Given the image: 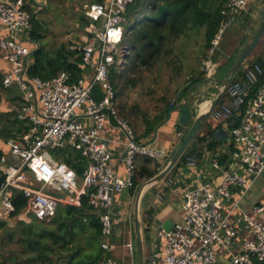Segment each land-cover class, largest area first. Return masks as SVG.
Here are the masks:
<instances>
[{
    "label": "built area",
    "instance_id": "2783aa9c",
    "mask_svg": "<svg viewBox=\"0 0 264 264\" xmlns=\"http://www.w3.org/2000/svg\"><path fill=\"white\" fill-rule=\"evenodd\" d=\"M252 1L228 0L225 4L218 30L202 61L204 77H215L219 65L214 56L222 34L226 27L240 24ZM132 2L102 0L84 5L85 35L82 44L74 47L80 51L78 65L83 74L73 80L69 71L46 79L30 75L33 53L39 47L30 36L32 12L41 7L31 0H0V59L9 64L2 85L19 91L17 117L27 127L7 140L9 154L18 159L0 157V175H4L0 182V224H11L28 214L38 221H50L59 204L78 206L80 197L86 195L101 225L103 264H116L111 252L113 196L134 187L135 157L148 156L164 166L170 155V147L165 144L137 140L116 109L109 70L114 64L126 63L129 51L122 41L123 26ZM235 76L209 112L211 119L226 126L224 134L232 145L227 165L213 160L212 167L220 171V179L200 182L185 191L181 220L170 229L159 228L157 235L163 239V247L153 251L144 264H156L161 257L164 264H218L223 253H227L228 264H253L254 260L264 259V203L251 208L253 213L263 215L258 219L242 213L231 222L223 209L235 189L243 195L264 171V68L254 61L243 68L239 78ZM96 86L102 91L98 100L93 94ZM111 122L126 140L124 176L112 170L111 153L100 134ZM48 148L78 151L85 160L82 177L65 162L56 160ZM185 159L187 166L197 167L196 156L187 155ZM162 181L172 186L175 177L167 174ZM15 192L22 195L25 205L13 215ZM240 224L251 236L235 251V240L243 229ZM124 247L128 255H134L133 241L125 242Z\"/></svg>",
    "mask_w": 264,
    "mask_h": 264
},
{
    "label": "trees",
    "instance_id": "16d2710c",
    "mask_svg": "<svg viewBox=\"0 0 264 264\" xmlns=\"http://www.w3.org/2000/svg\"><path fill=\"white\" fill-rule=\"evenodd\" d=\"M100 1L102 0L93 2ZM227 1L133 0L128 6L122 41L129 52L125 57L126 63L121 66L114 64L110 67L109 78L112 86L115 87L117 113L120 118L129 123L137 140L139 137H147L153 133L154 128L165 119L169 109L187 95L188 87L193 82L204 78L205 73L202 68L199 69V65H202V61L211 47V41L223 17L221 11ZM31 21L30 36L39 43V47L33 53V63L29 69L30 75L46 79L55 76L60 71H69L73 80L80 78L83 74L82 67L78 65L80 51L70 49L69 46L62 44L53 52H49L39 41L42 26L34 14H32ZM190 41H193L195 49L191 55V62L185 64V60L188 59L186 46ZM262 42L261 48L264 47V34L253 53H255V62L264 68V50L256 54L257 47ZM243 68L241 67L236 73L235 78L241 76ZM145 71L149 74L154 73L152 82L162 80L163 76L167 78L163 93L156 94L153 99L156 105L151 112L142 109L137 102L129 104L122 100L126 89L140 86L141 81L145 78ZM186 71L187 79L178 84V91H171L169 85L178 80ZM150 90L155 93L152 87ZM93 94L97 100L100 99L97 87L94 88ZM9 114L13 115V113ZM12 118L8 120L9 125L5 124L1 130L6 138L14 137L27 128L15 115ZM138 129H141L139 134ZM205 137L198 133L195 139L203 142ZM216 144V141H212L208 147L213 148ZM53 151L56 160L65 162L76 171L79 178L82 177L85 160L78 151L73 149ZM185 158L186 156L180 160ZM176 165L168 175L173 174ZM161 169L162 165L154 162L148 156L137 155L134 159V187L132 189H139L140 184L142 185L144 181L156 175ZM13 202L16 208L13 215H16L24 207L25 199L21 194L15 192ZM80 208H83L84 212L71 226H68L66 220L78 214ZM89 209L91 207L87 202V197L82 195L79 207L58 205L56 215L46 223H54L56 226L52 228L37 230L31 224H26L23 219L17 218L16 227L7 234L8 238H12L15 233L19 235V242L25 246L28 264H54L53 255L56 253L65 255L64 257L69 262L73 261L74 264H103L104 251L101 248L98 254L93 251L94 242L102 237L98 215L90 214L91 219L86 221L87 228L79 235L74 230L75 222H83ZM32 219L37 221L34 216ZM39 222L45 223V221ZM2 239L0 238V243ZM11 264L21 263L16 261ZM253 264H264V259L254 260Z\"/></svg>",
    "mask_w": 264,
    "mask_h": 264
},
{
    "label": "crops",
    "instance_id": "0c3cea01",
    "mask_svg": "<svg viewBox=\"0 0 264 264\" xmlns=\"http://www.w3.org/2000/svg\"><path fill=\"white\" fill-rule=\"evenodd\" d=\"M48 1L49 0H31L34 5H39L41 8H45V5H47ZM67 3L69 6L74 5L75 8L78 6L75 0H69ZM263 12L264 0L252 1L248 7V10L242 16L240 24L235 26L234 29L236 38L235 47L237 49L238 47L241 48L242 45L248 40L253 31L254 23H256ZM262 50H264V47L257 49L256 54ZM217 51L214 56L216 61L218 56L217 53H219V55L222 54L221 52ZM230 54L227 56L230 57ZM8 69L9 64L0 59V157L5 156L7 161H12L15 160V158L9 154L7 146V140L11 136L8 138L4 137L3 135L5 134H3L1 130L5 124L9 125L8 120L14 117V115L18 119L17 113L21 104V97L20 94L15 91L16 89L4 88L1 83L2 77ZM216 76H219L217 75V72L215 77ZM208 88H210V86ZM9 113H13V115L10 116ZM175 120L176 116L174 114V116L168 122H166L157 130L156 135L155 127L153 133L147 137H139L138 140L142 143H149L151 141L154 144H165L169 146L170 155L167 158L169 159L187 132V129H185L181 134L176 133L174 126ZM225 128V124L215 121L208 116L198 132L203 137L206 136L205 140L200 142L194 138L192 141L193 144L191 142L192 148L190 149V152L192 153H189V155L196 156L198 163L197 167L193 168L187 166L185 164L186 159H182L178 162L172 174L175 177L174 185L167 187L165 186L164 181L160 180L157 183L147 187L142 192L139 202V213L140 225L143 235L144 261L151 256L153 251L161 250L163 247L164 241L157 235L159 228L170 229L176 222L181 220L183 214L182 202L185 191L200 182L208 180L214 182L220 179V171L212 167V161L217 160L222 166H225L227 165V161L230 158L229 153L232 145L228 136L224 134ZM137 131L139 134L141 129H138ZM100 134L111 153L109 163L112 170L117 175L124 176L125 169L123 159L125 155L126 140L123 133L118 127L115 126L114 123L111 122L105 124ZM212 141H216L217 144L213 148L208 147ZM137 192L135 195H133L132 189H130L124 190L113 196L112 215L114 231L111 237V252L116 264H134V255L130 256L127 254L124 244L127 241H133L135 243V239L133 240L132 236L133 234L135 235L134 205ZM263 203L264 171L254 179L248 190L243 195L239 194V191L235 189L231 199L224 203L223 209L224 212L227 213L228 219L231 222H235L242 213H247L251 218L258 219L261 217L263 218V215L253 213L251 208L256 204ZM79 206L80 203L77 207ZM81 214L82 213H80V215ZM86 214L98 215L97 211L93 209H89ZM26 218L27 216L22 219L25 220ZM16 223V220H14L11 224L1 223L0 238H4L5 235L12 232V230H14L16 227ZM240 225L243 229H241L238 237L235 240V251L240 249L241 243L245 238L251 236L250 232L244 228V225ZM220 256H222L224 259L228 258L227 253H223ZM156 264H164L162 257Z\"/></svg>",
    "mask_w": 264,
    "mask_h": 264
},
{
    "label": "rangeland",
    "instance_id": "374dc122",
    "mask_svg": "<svg viewBox=\"0 0 264 264\" xmlns=\"http://www.w3.org/2000/svg\"><path fill=\"white\" fill-rule=\"evenodd\" d=\"M69 0H49L47 5H45V8L42 7L38 10V12L33 13L39 21L40 25L42 26L41 29V37L39 39L41 45H43L44 48H46L49 52H53L56 50L60 45L69 46L70 49H74L75 46H80L82 44L83 36L85 35V32L83 31V26L86 23V19L83 7L84 5H87L94 0H75L77 2V7L75 8L74 5L69 6L68 2ZM262 15V14H261ZM260 17L254 23L253 30L258 25L260 21ZM235 26L233 27H226L224 30V33L222 34V38L219 41L218 51L222 54L217 56V63L220 65L217 70V75L223 77L228 70V68L231 65V62H233L235 55L237 54L238 49L235 47L236 44V38H235ZM179 44V43H178ZM263 46V42L258 46L257 49L261 48ZM197 47V46H196ZM236 48V49H235ZM195 49L193 41L189 42L186 46V55L188 56V59L185 60V64L191 62V55H193V50ZM226 53V54H225ZM231 53V54H230ZM230 54V57L227 56ZM255 61V53L251 54L249 58L246 59L242 67H245L252 62ZM202 68V65H199V69ZM145 78L141 81L140 86H137L136 88L126 89L124 94L122 95V100L127 101L129 104L133 102H137L140 107L144 110L152 111L155 107V102L153 99L156 97V94H162L164 89L163 87L167 84V78L166 76H163L162 80H159L157 82H152V79L154 77L153 74H149L147 71L144 72ZM187 71L182 74L178 80L174 81L172 84L169 85V89L171 91H178V84L184 82L185 79H187ZM98 88V95L100 98L102 97V91ZM154 89L155 93L151 92ZM115 88V87H113ZM212 88V89H210ZM210 91H214L215 86H210ZM12 89H16L17 93L19 91L16 87H12ZM115 90V89H114ZM174 93V92H173ZM172 93V95H173ZM48 150L51 152L52 156H55L54 151L48 148ZM145 182V181H144ZM138 187V186H137ZM138 188L132 189V194L135 195ZM62 206H66V204L61 203ZM33 215L28 214L27 218L24 220L26 224H31L34 228L37 230H40L42 228H52L54 223L46 224L43 222H39L38 220L32 219ZM72 219V218H71ZM71 219L66 220L71 221ZM91 219L90 214H86L83 218V222H75L74 230L79 235V233L84 231L87 227L86 221H89ZM75 221V220H74ZM73 221V222H74ZM72 222V223H73ZM68 224V222H67ZM69 226V225H68ZM16 231V230H15ZM133 240L135 239V235L132 236ZM19 235L17 233L14 234L12 238H8V235L5 236L0 243V264H11L14 262H20L21 264H28L26 262L27 255L25 246L19 242ZM103 237H101L99 240H96L93 245V251L95 254H98L100 252V243L102 241ZM136 243V242H135ZM65 255L56 253L53 255L54 264H74L73 261L69 262ZM134 264H137V255H136V249L135 254L133 258Z\"/></svg>",
    "mask_w": 264,
    "mask_h": 264
},
{
    "label": "water",
    "instance_id": "95a60500",
    "mask_svg": "<svg viewBox=\"0 0 264 264\" xmlns=\"http://www.w3.org/2000/svg\"><path fill=\"white\" fill-rule=\"evenodd\" d=\"M264 34V12L261 15L260 21L255 29L252 31L248 40L242 45L237 51L234 61L226 71L223 77H204L193 82L187 89V95L182 97L179 102L174 104L168 111L167 116L161 121L155 128V135L157 130L168 122L175 114V132L178 134L185 133L181 143L172 153L166 164L162 169L153 177L146 180L139 188L135 205H134V224H135V242L138 264H144V251H143V235L140 225V213H139V202L142 192L149 186L162 180L176 165V163L190 153L192 148L191 142L196 137L201 126L209 116L210 110L216 105L219 99L223 95V91L230 80L236 75L241 69L247 58L250 57L253 50L257 46L258 42ZM214 85L215 91H210L209 86ZM206 88V89H205ZM213 97L210 107L205 111L199 110L200 103L205 99ZM151 142V141H150ZM15 159H18L16 155H12ZM4 175H0V182L3 180ZM84 209L80 208L79 213L72 217L71 221H67L68 225L71 226L72 222L80 217V213H83ZM218 264H228V260L222 256L219 257Z\"/></svg>",
    "mask_w": 264,
    "mask_h": 264
},
{
    "label": "bare ground",
    "instance_id": "6f19581e",
    "mask_svg": "<svg viewBox=\"0 0 264 264\" xmlns=\"http://www.w3.org/2000/svg\"><path fill=\"white\" fill-rule=\"evenodd\" d=\"M209 103H210V100L209 99H205L203 100L200 105H199V110L200 111H205L207 107H209Z\"/></svg>",
    "mask_w": 264,
    "mask_h": 264
}]
</instances>
